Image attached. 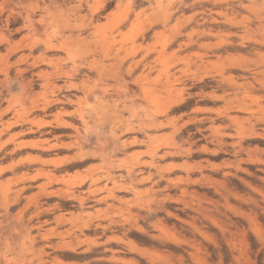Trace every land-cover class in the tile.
<instances>
[{
  "label": "rangeland",
  "instance_id": "374dc122",
  "mask_svg": "<svg viewBox=\"0 0 264 264\" xmlns=\"http://www.w3.org/2000/svg\"><path fill=\"white\" fill-rule=\"evenodd\" d=\"M137 3L90 0L91 11L85 13L75 6L77 0H27L41 15L45 7L51 13L44 15L46 32L32 26L11 35L0 32V76L15 79L14 65L23 61L19 67L30 70L23 75L29 80L38 75L37 92L48 104L34 103L30 126L13 111L0 120V220L22 224L25 239L61 241L53 253L58 264L106 259L105 253L118 251L113 232L120 238L127 230L132 244L144 246L138 227L97 225L114 215L120 200L131 198L123 178L150 171L152 156L163 157L161 145L167 141L149 127V106L159 105L157 86L175 85L181 72L196 77L181 110L226 113L221 119L234 121V132L215 155L194 153L187 161L164 157L170 165L186 163L192 169L173 167L168 173L179 190L168 193V203L176 207L166 205V214L157 217L167 242L186 248L195 264H209L219 236L237 223L234 217L247 218L241 205L254 198L253 192L264 191L257 183L264 179L259 154L264 137L254 134L264 122V45L216 0H185L182 13H173L171 24L159 28L147 3ZM23 23L20 17L9 27L20 29ZM236 133L247 153L233 167L230 146ZM196 139L204 143L199 134ZM77 143L80 147H73ZM132 209V215L145 211ZM73 228L83 241L75 251L66 236Z\"/></svg>",
  "mask_w": 264,
  "mask_h": 264
},
{
  "label": "clouds",
  "instance_id": "9594fccd",
  "mask_svg": "<svg viewBox=\"0 0 264 264\" xmlns=\"http://www.w3.org/2000/svg\"><path fill=\"white\" fill-rule=\"evenodd\" d=\"M51 2L52 0H38L40 4ZM216 2L223 4L226 14L242 22L243 28L250 30L253 37H258L259 44L264 45V0H216ZM145 3L149 13L154 17L155 27L159 28L168 27L171 24L175 18L173 13L177 15L182 13L185 0H138L137 7ZM75 6L85 13L91 11L90 0H77ZM42 12L44 15H51L47 7ZM44 15H41V10L30 9L27 6V0H0V32H8L11 35L30 26L42 28L46 32L47 21ZM37 16L40 18L36 19ZM20 17H24L22 28H10L9 25ZM22 62L18 61L14 65L17 69L15 79L9 78L6 73L0 76V120L5 113L13 111L14 117L20 123L30 126L32 121L27 117L34 103L39 101L40 103L35 106L42 107H47L48 104L37 92V87L41 84L38 75L32 73L30 80L24 76L23 72L29 69L20 68L19 64ZM193 67L196 65L194 64ZM0 72H3L2 68ZM181 77L182 79L177 78L173 86L166 83L159 84L157 86L159 105L149 106L153 116L149 127L160 132L167 141L166 145H161L164 148L163 157L152 156L150 153L149 155L152 156L150 171L129 174L123 178L124 182L128 183L125 195L131 198L120 200L119 209H112L114 215L102 217L101 219L105 222L97 225L105 229L113 228L116 224L128 225L130 226L128 230L138 227L139 231L144 233V238L141 239V244L144 246L132 244L127 237V230L122 232L120 238H117L113 232L112 239H117L118 251H109L105 253L106 259L91 261L89 264H195L186 248H176L168 243L166 236L158 228L160 222L157 217L166 214V205L176 207L168 203L171 200L168 193L174 188L178 191L179 188L168 179V173L173 171V167L192 171L186 163L173 166L168 164L164 157L187 161L194 153L215 155L221 150L225 138L233 135L234 121L227 118L221 119L227 114L217 112L216 109L182 111L179 105L187 99L189 89L196 77L191 74L185 75L183 72ZM129 82L135 84L131 74H129ZM140 102H145L142 95ZM65 103L68 101L66 100ZM6 104L7 107H5ZM25 104L29 105L28 109H24ZM199 113L204 114L199 115ZM69 115H76V113ZM188 125H192L194 130ZM208 130H210L209 135L205 136L204 133ZM197 134L199 139L204 141L203 144L196 139ZM254 134L264 137V122L259 125V132ZM234 139L235 143L230 146V150L234 152L235 157L233 167H237L247 150L241 144L238 133L235 134ZM73 147L79 148L80 144H74ZM259 154L264 156V150H261ZM75 159L79 160L82 157L76 156ZM207 167L206 163L203 164L201 171ZM260 167L261 176L264 177V161H261ZM240 174H244L243 170ZM257 183L264 188V179ZM252 197L254 198H250L241 205L246 210L247 218L234 217L237 223L233 225L231 232L219 236L220 245L210 254L209 264H264V191L253 192ZM116 203L117 201L114 200L113 204ZM132 205H135L137 213L143 208L145 210L143 216L130 214L133 212ZM177 211H180L181 215H188L187 211H181L179 208ZM2 215L0 213V216ZM141 220L142 227L139 225ZM153 233L156 234L153 235ZM25 235L26 229L22 224H13L11 221L5 224L0 220V264H58L53 253L62 246L61 241H48L43 237L38 241L35 238L25 239ZM66 236L75 244L73 251L83 243L76 228L66 233ZM81 259L84 258L81 257Z\"/></svg>",
  "mask_w": 264,
  "mask_h": 264
}]
</instances>
